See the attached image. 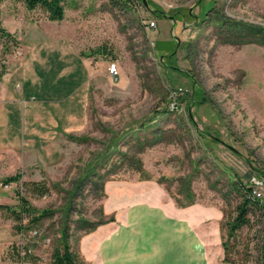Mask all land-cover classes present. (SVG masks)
Here are the masks:
<instances>
[{"label": "rangeland", "instance_id": "obj_1", "mask_svg": "<svg viewBox=\"0 0 264 264\" xmlns=\"http://www.w3.org/2000/svg\"><path fill=\"white\" fill-rule=\"evenodd\" d=\"M3 4H15L12 15L39 28L22 29L7 52L0 39L6 74L24 55L23 45L31 56L44 39L48 18L21 0ZM66 9L73 42L90 67L87 82L69 96L73 119L51 128L35 152L23 148L22 136L0 140V204L16 208L23 195L45 212L23 236L11 212L0 209V256L14 261L12 245L25 237L44 257L41 264H50L65 229L75 249L82 235L115 220L104 211L109 181L155 180L179 205L234 214L241 196L231 182L264 181V0H66ZM102 46L106 52H94ZM16 173L19 181L4 182ZM31 182L45 183L48 193L25 185ZM262 193L264 203V186ZM223 233L235 250L220 264H260L264 213L255 211L236 239Z\"/></svg>", "mask_w": 264, "mask_h": 264}, {"label": "crops", "instance_id": "obj_2", "mask_svg": "<svg viewBox=\"0 0 264 264\" xmlns=\"http://www.w3.org/2000/svg\"><path fill=\"white\" fill-rule=\"evenodd\" d=\"M6 1L10 0L1 2L0 12L9 32L20 39L22 29L39 31L36 24L16 19L11 13L15 4H3ZM67 17L66 9L63 20L47 19L41 29L45 37L36 39L40 42L31 56L23 45L25 53L16 68L3 76L0 140L22 136L23 148L35 152L51 128L73 119L69 96L84 89L90 67L73 42ZM260 119L264 127V93ZM105 187L104 211L114 213L115 220L80 237L75 249L88 264H220L225 253L222 208L202 203L180 206L155 180L109 181ZM0 264L18 263L0 256Z\"/></svg>", "mask_w": 264, "mask_h": 264}, {"label": "trees", "instance_id": "obj_3", "mask_svg": "<svg viewBox=\"0 0 264 264\" xmlns=\"http://www.w3.org/2000/svg\"><path fill=\"white\" fill-rule=\"evenodd\" d=\"M4 0H0L1 2ZM25 7L29 10H33L36 8H40L45 13V16L50 20H63L66 16V0H21ZM111 3L115 5H122V3L126 4H136L137 1L140 0H110ZM0 39L3 41V47L4 52L9 51L10 44L17 46L18 41L16 40V37L9 32L2 24L1 20V12H0ZM106 52V46H102L100 48H97V50H94V52ZM5 65L2 64L0 70V81L2 80L3 75L5 74ZM190 117L192 120V114L190 113ZM138 171H142L141 168H138ZM260 171V170H259ZM22 175L20 173H16L10 176H7L4 179V182H13V181H19L21 179ZM25 185L32 186L31 189H34L39 195H43L45 193H48L49 188L45 185V183L41 182H31V183H25ZM231 188L232 190L238 192V194L241 196V200L236 204L234 209V214L226 215V212L223 211V219L221 221V229H222V235H223V246L225 249V260H228V253L232 252V250H235V246L233 244L231 245L227 240L224 239V233L223 230L226 229V235L229 238H237L239 235V232L244 227H249L252 222V215H254L255 211H261L264 213V203L261 200V198H258L253 193V187L251 186V183L249 185L244 184L241 180L236 178L231 182ZM20 195V194H19ZM179 205V204H178ZM185 206V205H180ZM0 209H6L11 212V217L16 221L15 229L18 233H26L29 229H31L33 226L35 227L38 225L42 219V217L45 216V212H37L34 207H32L28 201V199L20 195V202L16 208L11 207L6 204H0ZM227 217V219H226ZM113 217H111L112 219ZM226 219V221L224 220ZM27 220V222L24 223V221ZM93 229V227L91 228ZM69 234L67 232V229L64 230L62 233V242L61 244L55 246L53 248V251L51 253L50 257V264H88L85 258L82 256V254L77 250L71 247L69 243ZM26 249L29 248V246H25ZM9 257L12 258L15 262L20 263L23 260V256L21 255V247L17 245L16 243L12 245V248L10 250ZM26 258H31L36 261H40L41 257L37 254H33L31 252H28ZM43 260L39 262V264L42 263ZM260 264H264V258L262 261H260Z\"/></svg>", "mask_w": 264, "mask_h": 264}, {"label": "built area", "instance_id": "obj_4", "mask_svg": "<svg viewBox=\"0 0 264 264\" xmlns=\"http://www.w3.org/2000/svg\"><path fill=\"white\" fill-rule=\"evenodd\" d=\"M156 25L155 21H151L150 22V26L151 27H154ZM109 71L113 74V76L117 77L116 75L119 73V70H118V66L116 65V63H112L110 66H109ZM171 108L174 110V109H178V106L176 104V106L172 105ZM251 183V186L253 187V193L258 197L260 198L262 196V188L264 186V181L262 179H259L258 177H253L250 181ZM39 229H34L31 234L33 235H39ZM20 235H23V236H26V233H19ZM46 241H50V239L46 240ZM17 245H19L21 247V255L24 257L23 260L18 263V264H39V262L41 260L44 259V257L41 256V260L40 261H36V260H33L31 258H26L28 252H31L33 254H36L34 253L31 245L27 242H25V237L23 238L22 237V240H20ZM29 246L28 249L25 248V246Z\"/></svg>", "mask_w": 264, "mask_h": 264}, {"label": "water", "instance_id": "obj_5", "mask_svg": "<svg viewBox=\"0 0 264 264\" xmlns=\"http://www.w3.org/2000/svg\"><path fill=\"white\" fill-rule=\"evenodd\" d=\"M144 1H146V0H144Z\"/></svg>", "mask_w": 264, "mask_h": 264}]
</instances>
